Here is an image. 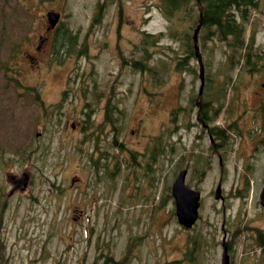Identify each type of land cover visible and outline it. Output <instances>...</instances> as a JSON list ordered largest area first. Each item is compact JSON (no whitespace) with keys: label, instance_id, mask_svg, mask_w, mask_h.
<instances>
[{"label":"rangeland","instance_id":"obj_1","mask_svg":"<svg viewBox=\"0 0 264 264\" xmlns=\"http://www.w3.org/2000/svg\"><path fill=\"white\" fill-rule=\"evenodd\" d=\"M161 3L100 1L101 15L97 0H0V151L8 157H0V264H220L222 224L230 264H264V257L251 258L261 255L254 237L264 226V167L208 165L197 142L186 157L200 131L191 110L200 79L197 57H183L198 23L183 10L169 16ZM50 9L62 12L60 30L67 25L79 35L69 52H53L48 42L34 52ZM119 9L127 25L116 35ZM138 23L144 44L135 36ZM245 23L260 54L251 65L254 80L264 82V0ZM199 44L205 98L222 96L223 82L231 84L241 64L236 81L240 74L249 79L246 57L227 68L224 42L201 36ZM108 103L118 137L106 120ZM91 132L97 142L83 140ZM33 144L52 152L21 162L18 152ZM183 166L187 183L202 193L192 228L179 224L171 195ZM24 172L27 187L9 194L11 177ZM219 180L224 202L214 195Z\"/></svg>","mask_w":264,"mask_h":264},{"label":"flooded vegetation","instance_id":"obj_2","mask_svg":"<svg viewBox=\"0 0 264 264\" xmlns=\"http://www.w3.org/2000/svg\"><path fill=\"white\" fill-rule=\"evenodd\" d=\"M122 21L125 20L117 18L115 24L117 33ZM48 26V23L45 24L43 32L38 35L35 52H38L46 42L52 46L53 34H56L60 24L53 28ZM136 27L137 37L143 40L144 29ZM244 57L247 61V55ZM246 67L250 73L249 79L243 81L240 75V80L231 84L224 81L223 98L222 96L205 98L203 95L199 96V92L191 97L192 115L200 131L197 132L194 141L190 142L191 148L187 149V157L192 152L193 143L197 142L204 148L208 165H217L220 169L264 167V82L254 80L255 70L251 65ZM227 88L230 90L226 93ZM153 135H156L154 131ZM11 178L14 188L10 194L16 189L23 190L20 188L23 177Z\"/></svg>","mask_w":264,"mask_h":264},{"label":"trees","instance_id":"obj_3","mask_svg":"<svg viewBox=\"0 0 264 264\" xmlns=\"http://www.w3.org/2000/svg\"><path fill=\"white\" fill-rule=\"evenodd\" d=\"M165 8L173 14L174 11L183 10L189 7L188 10L191 14L198 16L199 12L202 13L203 30L206 35L203 37L208 40L212 36H216L220 41L226 44L228 50L232 51L230 59L238 55L240 58L243 54H247V64L251 65V58H258L260 54L254 52V36L247 38L246 36V23L249 20V8H255L259 5L261 0H164ZM191 1H195L196 4L192 5ZM237 13H239L240 18ZM61 29V28H60ZM60 36L55 37L58 47L56 50H62L69 52L77 45L78 34L74 33L69 27L66 26L64 30H58ZM148 36H152L149 34ZM157 39V38H156ZM155 39V40H156ZM148 43L150 40H146ZM244 50V52H242ZM84 51V50H83ZM189 53L194 54V49L188 50ZM188 55L185 56L187 59ZM106 120L112 123L115 122V118L112 110L115 108L114 104L108 103L106 106ZM90 117V112H87V120ZM88 139L89 137H85ZM52 152L51 147L46 150L44 147L37 146L35 144L30 146L29 153L35 158L44 160L47 152ZM95 166L98 163L94 164ZM239 195L245 196L248 194ZM260 231L259 228H256ZM260 239V238H259ZM264 243V242H261ZM231 245V242H230Z\"/></svg>","mask_w":264,"mask_h":264},{"label":"water","instance_id":"obj_4","mask_svg":"<svg viewBox=\"0 0 264 264\" xmlns=\"http://www.w3.org/2000/svg\"><path fill=\"white\" fill-rule=\"evenodd\" d=\"M48 18L50 21V26H54L58 20L60 19V12L55 10L48 11ZM201 25V21L198 24L195 33H194V42L196 48V55L198 57L200 63V78H201V86H200V94L203 92L204 83H205V67L202 59L201 52L198 46V29ZM186 174L187 168L181 169L173 182L172 185V193L175 197L176 202V214L178 220L181 224L190 227L192 226L199 215V206H200V198H201V191L196 189L186 183ZM27 183V182H26ZM24 184V187L26 186ZM221 184L219 183L216 188V197H220L221 192ZM260 201L264 206V185L260 192ZM223 256L221 264H230V255L228 252V245L226 243V238L223 239Z\"/></svg>","mask_w":264,"mask_h":264}]
</instances>
